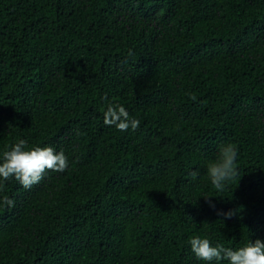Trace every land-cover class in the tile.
<instances>
[{
  "label": "trees",
  "instance_id": "trees-1",
  "mask_svg": "<svg viewBox=\"0 0 264 264\" xmlns=\"http://www.w3.org/2000/svg\"><path fill=\"white\" fill-rule=\"evenodd\" d=\"M108 102L140 124H105ZM18 138L69 165L0 186V264H213L192 236L264 240V0H0V150ZM222 142L239 171L217 190Z\"/></svg>",
  "mask_w": 264,
  "mask_h": 264
},
{
  "label": "clouds",
  "instance_id": "clouds-1",
  "mask_svg": "<svg viewBox=\"0 0 264 264\" xmlns=\"http://www.w3.org/2000/svg\"><path fill=\"white\" fill-rule=\"evenodd\" d=\"M103 121L120 130L135 129L139 118L130 115L123 104L108 102L103 110ZM26 141L18 138L16 142L0 150V186L12 178L28 188L42 178L46 169L64 171L69 159L63 148L50 144L26 147ZM237 147L232 142H222L217 146L216 155L206 164V174L211 184L222 190L237 175ZM190 175L195 177L196 170ZM14 203L8 195L0 196V204ZM230 216L231 211L224 212ZM195 257L205 262L226 261L227 264H264V240L248 239L238 247H228L222 243H212L207 236L195 235L189 240Z\"/></svg>",
  "mask_w": 264,
  "mask_h": 264
}]
</instances>
